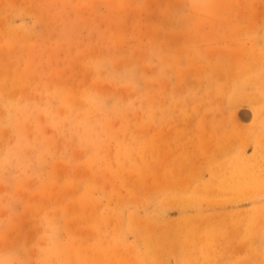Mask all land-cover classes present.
<instances>
[{
  "label": "rangeland",
  "instance_id": "rangeland-1",
  "mask_svg": "<svg viewBox=\"0 0 264 264\" xmlns=\"http://www.w3.org/2000/svg\"><path fill=\"white\" fill-rule=\"evenodd\" d=\"M0 264H264V0H0Z\"/></svg>",
  "mask_w": 264,
  "mask_h": 264
}]
</instances>
